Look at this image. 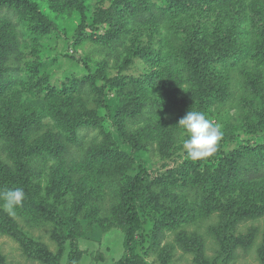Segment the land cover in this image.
<instances>
[{
	"label": "trees",
	"instance_id": "1",
	"mask_svg": "<svg viewBox=\"0 0 264 264\" xmlns=\"http://www.w3.org/2000/svg\"><path fill=\"white\" fill-rule=\"evenodd\" d=\"M45 2L54 12L62 13L60 9L65 8L79 13V30L90 31V40L105 51L125 48L115 75L107 73L106 63L96 72L88 68L86 75H67L59 84L53 83L55 59L44 41H59L65 34L58 18L45 9ZM231 5L230 10L223 9ZM247 5L246 0H0V193L16 188L25 192L15 216L0 209V234L18 242L28 259L59 264L48 247L27 235L19 221L34 228L35 222L40 223L47 214L49 219L57 218L65 239H70L76 250L78 226L71 227L66 215H74L81 197H76L75 204L66 198L76 191L78 194L87 172L102 169L105 194L114 189L108 212L125 233V255L116 264H135L139 233L144 227L140 208H147L155 196L159 204L166 203L175 189L185 193L190 190L196 198L194 203L185 197L179 202L182 213L192 210L198 214L199 204L217 217L209 235L224 254L213 264L225 263L240 249L251 251L255 247L264 264V225L263 233L259 227H251L247 233L239 231L243 222H264V190L259 191L264 184V11L252 6L254 29L246 30ZM4 11L17 17L23 36L35 42L25 57L32 59L30 66L20 68L25 73L26 91L20 88L21 76L12 74L15 69L10 64L19 62L23 55L19 31L12 19L1 15ZM83 37L80 35L81 40ZM139 62L147 70L144 85L154 83L160 91L148 104L141 103L143 97L137 96L148 90L134 74ZM108 90H117L122 96L135 95L122 102L115 119L126 128V122L148 120L150 113L145 109L149 105L151 114L155 109L174 110L175 125L167 124L159 138L162 154L169 152L180 136L188 138L179 125L188 111L202 112L207 118L216 115L223 126L216 152L193 161L181 150L175 156L179 166L166 175L173 177L172 184L162 185L160 177L154 179L144 163L138 165L135 175H127L134 161L120 150L97 113L106 107ZM91 98L94 109L88 107ZM234 102H239L242 111L226 119L224 108ZM159 117L165 119L163 114ZM47 119L53 129L46 128ZM124 125L121 128L126 131ZM82 130H98L103 139L77 161L70 147ZM51 161L50 191L43 197L36 181L43 165ZM68 170L80 176L82 183L74 181ZM58 185L62 190L56 192ZM176 215L172 209L166 223L178 227L189 219L184 214L175 219ZM204 238L181 231L177 242L186 251H193L200 264H212L205 255ZM192 243L196 249L190 247ZM5 261L0 254V264Z\"/></svg>",
	"mask_w": 264,
	"mask_h": 264
},
{
	"label": "rangeland",
	"instance_id": "2",
	"mask_svg": "<svg viewBox=\"0 0 264 264\" xmlns=\"http://www.w3.org/2000/svg\"><path fill=\"white\" fill-rule=\"evenodd\" d=\"M261 1L264 2V0H246L248 5L244 12L249 16V20L245 24L246 30L250 31L254 29L251 18H253L255 13L252 10V6L254 5L259 10L264 11V3L262 4ZM43 5L51 13L53 18H58L57 20L62 24L63 33L65 34V39L59 41L45 39L44 41L50 55L55 59V63L51 68L53 72V83L59 84L60 80L67 75L76 77L86 75L88 68L92 72H96L106 63L107 73L112 76L115 75L118 64H121L120 55L125 51L124 47L105 51L103 46L90 40L88 37L90 31L79 30L81 24V16L79 13L69 11L65 8L60 9L62 13L58 12V10L54 12L49 8L50 3L45 2ZM230 7L232 5L223 9L228 8L230 10ZM1 15L8 16L12 19L13 24L17 25L19 31V40L23 47V55H21L19 62L16 60L13 63L10 62V64L12 69H15L14 72L12 71V74L21 76L20 88L26 91L25 87H23L26 81L25 73L23 70L20 71V68L30 66L32 59L25 57L29 56L35 42L23 36V28L18 22L17 17L6 11ZM80 35H84L82 40L80 39ZM145 67L143 62H139L138 70L134 72L143 85L145 84L144 75L147 72ZM144 87L148 90L146 92H140L137 96L143 97L141 103L148 104L153 101V97L151 96H157L160 91L157 90L154 83L146 84ZM136 93L133 92L132 94ZM24 94L28 96L26 92ZM132 97H135V95L122 96L117 90H108L105 93L106 107L97 110L98 116L104 120L103 124L105 129L114 137L120 150L127 153L134 161V164L127 171V175H135L139 171L138 165L144 163L152 172L154 179L160 177L158 182H161L162 185L164 183L172 184L174 182L173 177H166V175H169V171H173L179 166V160L178 162L175 161V156L183 150L182 144L186 136L183 135L177 138V142L169 152L162 154L159 151V138L167 130V124L175 125L174 123L177 120L176 116H172L174 113L173 109H170V111H166V108L160 110L155 109L151 114L149 105L145 109L146 112L148 111L150 113L148 120L142 118L134 123L126 122L127 128L124 123L116 122L115 119L120 114L122 102ZM32 103L34 104L33 100ZM88 107L93 109L96 107L92 98L88 103ZM224 111L226 114L225 118L227 119L229 116H237L242 111V108L239 102H234L227 108H224ZM228 111L229 113H227ZM159 114H163L165 119H160ZM208 118L214 124L219 125L220 129L223 128L216 115L209 116ZM44 122L46 128L50 127L53 129V124L50 120L47 119ZM122 124L127 132L121 128ZM102 139L98 130L90 132L85 130L80 131L78 139L70 147V152L74 154L73 159L80 160L83 154L94 143H99ZM53 166L54 161L48 164L45 163L42 168L43 172L39 180L36 181L39 194L43 197H47L50 191V174ZM72 171L68 170V174L74 177V181L82 183L81 177H78ZM84 178L83 190L81 188L78 194L76 191V193H72L66 198L70 204H75L76 197H81V202H79L77 209H75L74 215H70V213L66 215V219L71 227L78 226V231L75 236L78 246L76 250L72 248L71 240L65 239L60 226H58L60 222L57 218L49 219L47 214L44 218L40 219V223L35 222L34 228L25 225L21 221L19 223L21 226L23 225L25 231L28 233L27 235L34 242H40L45 247H48L49 250L47 251L55 256L54 258L58 259L59 264H116L125 255V233L122 228L123 226L117 218L108 212L112 204L114 189L108 190L107 195L105 194L106 183L104 182L105 177L102 169L91 170V172H87L84 175ZM161 188L165 190L166 187L161 186ZM60 190H62V187L58 185L56 192ZM262 190H264V184L263 187L259 188V191ZM186 192L181 191V189H175L173 190L174 194L172 193L168 200H166V203L161 202L159 204V200L155 196L147 208H140V215L144 222V227L139 233L137 256L134 259L135 264H200L193 251H186L177 242V236L181 231L189 234H200L205 237V255L212 264L220 260V255L223 256V249L209 235V228L217 224V217L209 214V210H205L199 204L197 206L200 210L198 214L192 210L183 213L179 210V202L184 201V197L188 199L189 203L196 202L195 195H193L192 191L186 190ZM168 193L171 192L168 191ZM54 197L50 198V203H52ZM89 199V205L85 207V203ZM57 204L64 209L65 206L61 203L60 198H57ZM181 207L183 209L185 205L181 204ZM172 209L177 211V215L174 217L175 219L180 217L181 214H184L189 218L186 222H190L187 224H184L186 222L182 223L183 225H180L181 228L180 226L173 227L174 223L167 224L165 220L169 218L168 213ZM58 211L63 210L59 208ZM20 220H23V218H20ZM263 225V220H249L241 224L239 231L247 233L251 227H259L263 233ZM259 241L260 238L258 239ZM190 247L193 249L197 248L195 243H192ZM0 254L6 259L5 264H42L39 261L28 259L23 247L18 242L2 234H0ZM223 264L261 263L255 247L251 251L240 249L234 257L228 259Z\"/></svg>",
	"mask_w": 264,
	"mask_h": 264
},
{
	"label": "clouds",
	"instance_id": "3",
	"mask_svg": "<svg viewBox=\"0 0 264 264\" xmlns=\"http://www.w3.org/2000/svg\"><path fill=\"white\" fill-rule=\"evenodd\" d=\"M179 125L186 131L182 147L187 157L193 161L211 156L216 152L223 133L219 125L214 124L202 112L190 110L180 119ZM25 192L16 188L0 193V209L9 216L16 215V208L22 206Z\"/></svg>",
	"mask_w": 264,
	"mask_h": 264
}]
</instances>
